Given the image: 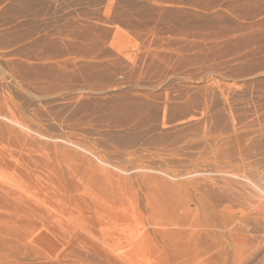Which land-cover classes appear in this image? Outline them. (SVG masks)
<instances>
[{"label": "rangeland", "instance_id": "obj_1", "mask_svg": "<svg viewBox=\"0 0 264 264\" xmlns=\"http://www.w3.org/2000/svg\"><path fill=\"white\" fill-rule=\"evenodd\" d=\"M0 264H264V0H0Z\"/></svg>", "mask_w": 264, "mask_h": 264}, {"label": "bare ground", "instance_id": "obj_2", "mask_svg": "<svg viewBox=\"0 0 264 264\" xmlns=\"http://www.w3.org/2000/svg\"><path fill=\"white\" fill-rule=\"evenodd\" d=\"M71 197H72V196H71ZM71 200H72V199H71ZM73 200H74V199H73ZM94 200H95V199H94ZM98 202H99V201H98ZM94 203H95V202H94ZM72 204H73V203H72ZM64 206H65V205H63V207H64ZM94 206H96V205H94ZM100 206H101V205H100ZM68 207H69V206H68ZM98 208H99V205H98ZM66 209H67V208H66ZM70 209H71V208H70ZM63 210H64V209H63ZM78 210H79V209H78ZM95 211H96V210H95ZM103 211H104V210H103ZM69 213H70V212H69ZM69 213H68V214H69ZM66 215H67V214H66ZM74 215H76V214H74V213H73V215L71 214V216H74ZM77 218H79V216H77ZM82 218H83V217H82ZM98 218H99V217H98ZM100 218H101V217H100ZM73 220H74V218H73ZM75 220H76V219H75ZM75 220H74V221H75ZM102 221H103V220H101V222H102ZM105 222H106V223H109V222H107V221H105ZM74 223H75V222H74ZM85 223H86V221H85ZM82 227H84V226H82ZM85 227H86V225H85ZM85 227H84V228H85ZM87 227H88V226H87ZM89 231H90V230H89ZM102 231H103V230H102ZM90 232H91V231H90ZM109 232H110V231H109Z\"/></svg>", "mask_w": 264, "mask_h": 264}]
</instances>
